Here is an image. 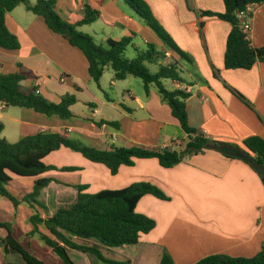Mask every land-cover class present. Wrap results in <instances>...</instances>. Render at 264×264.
<instances>
[{
    "label": "crops",
    "instance_id": "crops-1",
    "mask_svg": "<svg viewBox=\"0 0 264 264\" xmlns=\"http://www.w3.org/2000/svg\"><path fill=\"white\" fill-rule=\"evenodd\" d=\"M88 1L101 11L106 8L112 13L118 12L119 17L112 14L113 22L108 21L112 27L120 24L125 36L136 34L135 30L143 32L146 46L153 43L165 54L163 63L180 60L134 9L132 13L120 11L117 0ZM144 1L177 45L193 59L192 64L183 65L186 82L169 81L168 87L190 93L187 100L190 125L209 138L239 146L241 150L234 147L226 150L246 156L244 141L253 136L264 138V63L257 62L249 70L225 68L232 25L219 17L202 14L204 11L223 13L224 0ZM69 2L74 9L73 0ZM62 3L59 0L57 5ZM251 9L248 38L254 47H264V3L253 5ZM83 12L81 4L75 12L63 13L69 19ZM7 25L20 40L21 48H0V73L28 75L22 85L27 89L37 88L52 102L58 103L69 94L78 100L72 106L74 117L70 120L0 102V121L5 124L3 136L8 141L14 143L40 131H57L102 150L114 146L151 150L185 147L188 134L182 130L170 106L162 101L155 86L147 93L145 86L139 90L127 83H118L115 72L109 67L100 83L94 82L85 54L52 31L42 16L28 11L24 5L8 13ZM85 26L79 30L84 32ZM104 39L107 42L121 38L106 36ZM108 82L113 88L108 87ZM102 120L117 122L119 127L99 126L97 123ZM69 150L62 147L55 152L81 161L78 166L81 170L73 172L77 179L68 182L54 176L53 183L76 192L75 199L77 186L87 185V191H91L93 186L107 182L110 186L102 190H118L148 182L169 197L163 200L148 194L139 201L137 211L154 219L156 227L143 234L136 245L101 246L108 259L130 260L131 264H161L167 252L175 264H195L216 254L250 258L264 247V179L243 159L206 150L171 168L162 166L157 158L136 159L135 165H123L118 174L112 175L105 165L80 159ZM75 240L93 244L92 241ZM89 258V264H106Z\"/></svg>",
    "mask_w": 264,
    "mask_h": 264
},
{
    "label": "trees",
    "instance_id": "trees-1",
    "mask_svg": "<svg viewBox=\"0 0 264 264\" xmlns=\"http://www.w3.org/2000/svg\"><path fill=\"white\" fill-rule=\"evenodd\" d=\"M123 1L135 10L166 48L179 56V61L173 59L169 63H163L165 54L153 43H149L144 50H137L134 58H128L126 51L136 37L134 33H129L120 40L109 39L105 46L98 44L93 36L79 30V27L90 25L101 18L100 8L93 6L88 0H81L84 12L75 13L69 19L62 18L57 12L59 0H37L35 3H31L30 0H0V48L7 50L21 48L20 40L7 25V15L16 7L25 5L28 11L42 16L52 31L60 34L85 54L89 62L90 77L94 82L99 84L106 68L111 67L118 81L129 77L140 78L147 93L150 92L151 86H155L162 101L170 106L173 116L189 137L185 147L179 150L116 146L102 150L57 131H40L13 143L3 136L5 124L0 121V197L9 200L15 208L23 204L34 211L30 217L34 225L31 234H38L64 264H76L70 255V249L94 255L106 264H131L130 260L108 259L101 251V246L116 248L138 244L143 234L150 233L156 227L154 219L137 211L139 201L148 194L163 200H169V197L159 187L148 182H138L123 189L102 190L97 193L87 191L89 188L87 185H79L76 187L78 194L74 202L59 207L51 216L44 218L40 209L45 210L47 206L39 198L43 190L55 180L47 174L51 171L81 170L75 166L58 168L44 162L46 157L62 147L79 152L94 163L105 165L112 175L118 174L123 165H135L136 159L157 158L162 166L171 168L187 157L206 150H216L228 158L245 160L264 179V138L253 136L246 139L244 141L246 156H241L239 153H230L226 150L228 147L239 150V146L209 138L192 127L187 111L190 93L183 89H170L165 82L185 83L183 65L192 64L193 59L177 45L169 32L159 23L146 1ZM262 3L264 0H224L223 13L202 12L204 16L219 17L232 25L225 53L226 69L249 70L257 62L264 63V47L252 45L248 35L240 27L239 19V13L246 11L248 6ZM150 65H156L157 70L152 72ZM27 78L28 75L21 72L0 73V102L32 109L48 117L56 116L63 120L74 117L72 106L78 101L75 95L69 94L58 103L52 102L41 95L37 88H25L22 82ZM97 124L119 127L117 122L106 120ZM14 176L33 178L32 191L21 197L17 196L11 188ZM40 225L45 226L47 234L40 232ZM0 227L7 232L4 238H0V245L5 253L19 254L25 264H47L16 238L10 222H0ZM75 239L92 241L93 244L79 243ZM161 264L175 263L166 252ZM195 264H264V247L256 256L250 258L216 254L205 257Z\"/></svg>",
    "mask_w": 264,
    "mask_h": 264
},
{
    "label": "rangeland",
    "instance_id": "rangeland-1",
    "mask_svg": "<svg viewBox=\"0 0 264 264\" xmlns=\"http://www.w3.org/2000/svg\"><path fill=\"white\" fill-rule=\"evenodd\" d=\"M37 0H30L31 3H35ZM63 3L61 6L56 7L57 12L62 16V18L66 19V11L73 10L75 12L78 10L79 6L81 5V0H73L75 8H71L69 5V0H62ZM118 4L117 7L120 8L122 12H133V8H131L125 1L117 0ZM65 3V4H64ZM25 6V5H24ZM116 18L119 17V13H112L108 9L104 8L101 11V18L96 22L86 25L84 28V32L93 36L95 41L98 44L106 45L107 42L104 39L106 36H110L112 38H123L124 31L120 24H116L112 27L110 22L112 21L111 15ZM110 22H109V21ZM136 37L133 40V43L128 47L126 51V56L128 58H134L136 56V50H144L147 46L144 42V34L141 31H136ZM150 70L155 72L157 70L156 65H150ZM111 71L112 68L109 67ZM118 83H127L129 87L134 89H143L144 82L140 78L136 77H129L125 80L116 81ZM114 85V84H113ZM166 85L170 87L169 81L166 82ZM108 87L113 88L108 82ZM88 144V143H87ZM73 155H76L80 159H86L81 153L69 150ZM87 161V160H86ZM47 165L56 166L61 168L63 166H80L81 161L71 155H64L62 152H54L52 156L45 162ZM50 177H57L61 178L64 181L73 182L77 179V176L73 172H58L52 171L47 174ZM102 176V175H101ZM54 182V181H53ZM51 183L47 188H45L40 196L39 200L43 202L47 209L43 210L40 209L41 215L44 218L51 216L59 207L71 204L75 201V194L76 192H72L71 190L67 189L65 186L56 185L55 183ZM34 179L31 177H20L14 176V180L12 182L11 188L15 192L17 196H23L24 194L31 192L33 189ZM104 186L109 187L110 185L101 184L100 186H93L91 189V193H97L102 191V188H106ZM106 190V189H105ZM34 211L27 205H20L18 208H15L13 204L5 199L0 197V222H10L13 226V231L16 238L23 243V245L28 248L34 255H36L41 260L45 261L47 264H64L61 258L56 255L52 249L45 244V242L41 239V237L37 235H32L31 231L34 229V225L30 220V217L33 215ZM40 232L43 234H47V230L44 225L39 226ZM7 232L4 228L0 227V238H4ZM71 251V257L75 260L77 264H89L90 258L93 257L96 259L94 255L82 253L76 250ZM107 255V253H105ZM109 254V253H108ZM110 256V255H107ZM0 264H25L23 259L19 254L15 253H5L3 247L0 245Z\"/></svg>",
    "mask_w": 264,
    "mask_h": 264
},
{
    "label": "built area",
    "instance_id": "built-area-1",
    "mask_svg": "<svg viewBox=\"0 0 264 264\" xmlns=\"http://www.w3.org/2000/svg\"><path fill=\"white\" fill-rule=\"evenodd\" d=\"M252 6H248L246 11L239 13L240 27L246 34H248L251 29Z\"/></svg>",
    "mask_w": 264,
    "mask_h": 264
}]
</instances>
